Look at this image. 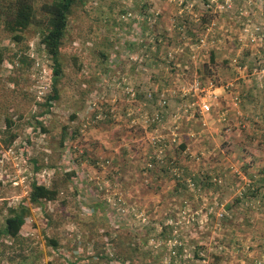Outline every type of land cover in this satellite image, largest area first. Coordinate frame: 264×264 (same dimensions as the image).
Masks as SVG:
<instances>
[{
    "label": "rangeland",
    "instance_id": "rangeland-1",
    "mask_svg": "<svg viewBox=\"0 0 264 264\" xmlns=\"http://www.w3.org/2000/svg\"><path fill=\"white\" fill-rule=\"evenodd\" d=\"M0 48V227L33 182L60 190L1 239L0 264H123L114 248L135 249L125 264H264V0H81L40 117L36 30Z\"/></svg>",
    "mask_w": 264,
    "mask_h": 264
},
{
    "label": "trees",
    "instance_id": "trees-1",
    "mask_svg": "<svg viewBox=\"0 0 264 264\" xmlns=\"http://www.w3.org/2000/svg\"><path fill=\"white\" fill-rule=\"evenodd\" d=\"M80 1L81 0H48L39 4L37 0H0V32L9 38L12 43L18 45L22 43L24 35L28 29L36 30L39 44L52 62V83L50 86V92L46 96L43 105L47 110L39 113L38 117L48 113L51 103L58 100L57 86L62 77V64L59 58L60 48L67 31L69 18L72 16L74 9L78 6ZM202 21L205 22L206 20L203 18ZM147 48L149 50L151 49V46H148ZM3 57L4 50L0 48V63L4 60ZM204 72L205 75H211L210 72H206L205 69ZM152 98H154L153 94L150 95L149 99L151 100ZM156 101L161 103L160 96H157ZM160 117L161 115L158 114L159 119ZM33 118L38 121L36 116ZM5 123L8 129H10L13 124L9 118L5 119ZM36 123L42 127L43 131H45L41 122ZM62 136V141L60 143L61 148L63 147L65 134L62 133ZM13 139L14 137L10 136L4 144L6 146L10 145L13 142ZM184 146L185 145L182 146V149H184ZM62 179L66 182L68 181V176H64ZM179 187L184 188L183 185L180 184ZM59 193L60 190L58 185L54 182H51L49 187L33 182L30 185V191L27 198L22 199L17 206L8 209L7 216L0 227V241L3 238H7L10 241H13L14 246V244L21 238V229L25 220L30 215L32 207H41L47 202L55 201ZM57 242L56 238H49L46 241V245L54 250L58 247ZM122 242L124 243L123 240L119 239L115 245H119ZM115 245H113V247ZM114 250L113 257L119 259L123 264H125L127 259H133L134 255H136L134 253V248H130V251L125 248L119 250L114 248ZM16 258L22 263L24 256H21V254L18 253ZM9 262H11V260H9ZM13 262H15V260Z\"/></svg>",
    "mask_w": 264,
    "mask_h": 264
},
{
    "label": "built area",
    "instance_id": "built-area-1",
    "mask_svg": "<svg viewBox=\"0 0 264 264\" xmlns=\"http://www.w3.org/2000/svg\"><path fill=\"white\" fill-rule=\"evenodd\" d=\"M209 86H210L209 89H211L210 91H212V89H213L212 85L209 84ZM205 91H206V90H205L204 88H202V85H201V83H200L198 80H195V81L193 82V84H192V86H191V89H190V92H191L192 94H195V95H196V96H195L196 99H199L197 93H205ZM211 97H213V94L209 95V100H208V102H207V98L202 97V98H200V100L196 101L195 104L192 103V104L190 105V107H192V106H194V105L198 106L199 113H200L201 115H204V114H206L207 112L210 111L209 101H210ZM160 101H161V104H162V105L165 104V98H164L163 95L160 96ZM197 102H198V104H197ZM184 111L187 112L186 109H184ZM177 112L180 113V112H183V110H181V108H178V111H177ZM155 120H157V121L159 120V118H158V114L155 116Z\"/></svg>",
    "mask_w": 264,
    "mask_h": 264
}]
</instances>
